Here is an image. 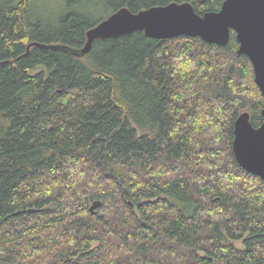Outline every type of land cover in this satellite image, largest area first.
Returning a JSON list of instances; mask_svg holds the SVG:
<instances>
[{"label": "trees", "instance_id": "obj_1", "mask_svg": "<svg viewBox=\"0 0 264 264\" xmlns=\"http://www.w3.org/2000/svg\"><path fill=\"white\" fill-rule=\"evenodd\" d=\"M224 1L0 0V264H264V183L232 151L264 96L235 33L81 53L121 8Z\"/></svg>", "mask_w": 264, "mask_h": 264}, {"label": "water", "instance_id": "obj_2", "mask_svg": "<svg viewBox=\"0 0 264 264\" xmlns=\"http://www.w3.org/2000/svg\"><path fill=\"white\" fill-rule=\"evenodd\" d=\"M230 31L236 35L237 54L246 56L253 68L254 82L264 96V0H225L218 12L199 16L189 3H170L131 13L121 8L86 32V54L96 39L117 38L143 32L146 38L197 37L207 44L227 45ZM264 117V109L261 110ZM232 151L237 164L264 183V122L254 128L248 112L234 122ZM94 202L90 211L99 206Z\"/></svg>", "mask_w": 264, "mask_h": 264}, {"label": "rangeland", "instance_id": "obj_3", "mask_svg": "<svg viewBox=\"0 0 264 264\" xmlns=\"http://www.w3.org/2000/svg\"><path fill=\"white\" fill-rule=\"evenodd\" d=\"M59 2H60V0H51L50 6H49L50 7V10H52V11L55 10L57 8L56 6L59 4ZM61 9L63 10V7L62 6H61ZM95 15H96V18L100 19L102 17H107L108 16V12L104 13V12L98 10V12L95 13ZM236 245L240 247L241 246V243L238 242V243H236Z\"/></svg>", "mask_w": 264, "mask_h": 264}]
</instances>
